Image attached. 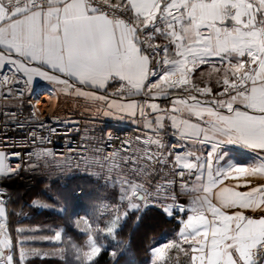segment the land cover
Segmentation results:
<instances>
[{"label":"snow or ice","instance_id":"6c2138e0","mask_svg":"<svg viewBox=\"0 0 264 264\" xmlns=\"http://www.w3.org/2000/svg\"><path fill=\"white\" fill-rule=\"evenodd\" d=\"M157 38L160 44L151 43ZM213 58L229 66L223 90L215 94L211 87H199L191 80L192 74L201 65L213 63ZM6 66L12 75L4 74L0 86H28L39 77L52 84L54 91L74 89L72 95L104 102V115L126 113L137 123L139 114L145 128L152 130L153 136L145 144L154 146L155 151L132 149L131 141L124 142L129 146L123 156L128 175L117 177L123 217L131 209L157 206L162 198H170L172 204L162 207L166 213H190L181 220L179 236L191 248L192 264H264V184L248 192L222 188L217 197L219 206L211 198L213 187L229 177L264 175V0H126L108 5L107 11L95 0H0V70ZM157 69L163 74L157 76ZM150 77H157L156 82H148ZM113 81L119 82L113 97L145 99L123 103L97 95L107 92ZM168 89H182L186 95L173 98L170 108L152 102L157 97L173 96ZM19 93L23 96L22 87ZM167 129H171L175 143L166 142ZM49 131L55 133L56 129ZM31 138L33 143L47 139L37 138L34 132ZM107 139L111 143V134ZM225 143L251 147L258 153L257 162L219 167L216 154ZM204 146L207 155H197L195 150ZM50 154L32 151L27 157L33 161V157L38 160ZM20 167L7 166L0 153V173ZM35 167L36 162L29 163L30 169ZM169 167L178 168L175 175L181 179L185 172L189 178L195 176L200 185L191 191L203 195L194 196L189 208L176 203L175 189L168 186L174 181L167 176L163 177L167 184L149 190L154 176ZM180 187L185 194L187 185ZM4 195L0 192V197ZM6 203L0 199V264H28L29 257L48 255L29 246L35 238L27 234L30 230L17 228V236L24 239L13 243ZM33 205L49 206L39 200ZM224 209L235 211L229 215ZM244 210H251V214ZM121 219L117 208L116 218L107 228L113 239ZM43 239L60 241L61 232ZM171 246L153 249L155 259H161ZM104 247L101 240L88 234L87 244L76 248V260L94 264ZM109 256L114 261L117 251Z\"/></svg>","mask_w":264,"mask_h":264},{"label":"built area","instance_id":"2783aa9c","mask_svg":"<svg viewBox=\"0 0 264 264\" xmlns=\"http://www.w3.org/2000/svg\"><path fill=\"white\" fill-rule=\"evenodd\" d=\"M95 3L104 7L106 11L108 5L123 4L111 0H107V4L105 0H95ZM120 18L127 17L121 16ZM147 32L148 30H145V35ZM151 43L160 44L157 39ZM162 72V69H157V76ZM4 74L9 77L12 75L7 66L0 70V78ZM155 78L157 77H150L148 82ZM21 87L23 96L19 93ZM10 88L11 91H9ZM53 89L54 87L47 83L31 87L15 84L0 86V150L5 152L7 166H21L15 172H6L0 176V192L5 193L0 199L8 202L11 199L12 189L31 188L40 179L59 180L64 183L68 178L76 175H95L103 178L128 175V166L124 164L123 156L126 155L124 149L129 146L124 142L131 141V148L138 149L137 140L132 135L130 125L120 123L119 128L100 130V125L92 120V116L85 109H69L64 101L59 100L58 92ZM222 90L223 87L219 91ZM42 101L49 106L50 103H54L53 108L45 109L40 103ZM41 123L44 127H41ZM52 128L56 129L55 133L49 131ZM33 132L37 138L47 139L44 143H40L39 139L33 143L31 138ZM109 134L113 137L111 143L107 139ZM85 149L88 151L85 152ZM32 151H47L51 154L41 155L38 160L33 157V161H28L27 154ZM113 152L117 154L106 160L105 157ZM15 153H20V156L16 157ZM31 162H36L37 167L30 169L29 163ZM110 169L112 171H109ZM178 171V168L172 169L171 167L169 171L164 170L154 179L150 191H154L157 184H167V181L163 179L167 176L169 180L174 181V185L168 186L175 189L176 203L184 205L186 197L185 194H181L180 186L181 184L188 186L190 178L185 172V177L181 179L175 175ZM82 193V188L73 192L78 197ZM165 200L167 201L162 198L157 205L164 206ZM169 200L172 204V200L170 198ZM7 222L9 225V221Z\"/></svg>","mask_w":264,"mask_h":264},{"label":"trees","instance_id":"16d2710c","mask_svg":"<svg viewBox=\"0 0 264 264\" xmlns=\"http://www.w3.org/2000/svg\"><path fill=\"white\" fill-rule=\"evenodd\" d=\"M78 188L83 189L79 197L73 194ZM120 194L117 179L95 175H76L64 183L40 179L31 188L12 189L13 198L7 208L8 230L13 243L24 239V236H17V228L30 230L27 234L35 238L28 242L29 246L48 255L29 257L28 264H79L76 248L84 247L91 234L105 244L94 264H150L154 247L162 241L165 232L179 226V217L166 213L162 205L131 209L123 217L125 208L121 206ZM35 200L49 206L33 205ZM117 208L122 219L115 230L116 239H113L104 230L107 220L116 217ZM56 231L61 232L60 241L43 239L54 237ZM114 250L117 256L113 261L109 254ZM168 251L161 264H182V261L189 264L187 249L183 252L170 247ZM18 252L17 247L16 254Z\"/></svg>","mask_w":264,"mask_h":264},{"label":"crops","instance_id":"0c3cea01","mask_svg":"<svg viewBox=\"0 0 264 264\" xmlns=\"http://www.w3.org/2000/svg\"><path fill=\"white\" fill-rule=\"evenodd\" d=\"M111 1H116L120 3H126V0H111ZM158 41L161 43V40L157 38ZM245 60L247 58H244ZM249 65L247 63L245 64V67L247 68ZM229 66L225 64H221L218 60L213 58V63L211 64H204L201 65L191 76V80L194 84H196L199 87H204L208 86L213 89V94H215L217 91H219L222 88V81L224 78V72ZM254 67V66H253ZM163 74V72H162ZM176 77H173L175 79ZM229 79H233V77L229 74ZM217 80L221 81V84H217ZM150 82L155 83L156 78ZM42 83H47L50 84L47 81H44L40 79L39 77H36L33 81L31 86L37 85V84H42ZM71 83V81H70ZM52 87H54L52 84H50ZM76 87H82L80 85H76ZM162 87H164L162 85ZM119 88V82L118 81H113L111 82V86L108 87L107 92H98L97 95H106L108 96L109 101L113 98L118 99L120 102L127 103L130 102L131 100H137V101H143L145 98L144 97H128L127 95L121 96V97H113L111 94L116 92L117 89ZM84 91H90V89H83ZM74 89L69 90V91H57L59 95V100L64 101L68 108H83L85 109L90 116H92V120L95 121L97 124H99V129L100 130H108V129H115L119 128L118 124L120 123H127L131 127V132L134 137H139L140 140L137 141L136 147L140 150H144L147 147L148 151H155L154 146H146L145 141L148 139V137L153 136L152 130L145 128L144 123L140 120L139 114H137V123H133L131 118L127 117L126 113H116L114 110L113 115H104V111H107L106 105L102 101H92L88 100L87 98L83 96H75L72 95V92ZM168 91L173 93V96L168 97L167 99L163 97H157L154 98L152 102L160 104L162 108H170L171 107V100L175 97L178 96H184L186 93L182 91V89H168ZM146 111H149L146 109ZM153 116L155 115L154 113L152 114ZM123 117V118H121ZM171 129H167L166 134H165V140L167 143L172 144L175 143L176 140L175 138L170 134ZM154 138V137H153ZM137 140V139H136ZM196 154L197 155H207V146H204L203 150L196 149ZM0 153L3 154L4 157V163H5V152L3 150H0ZM217 160H218V166L222 168H227L231 166H250L254 163L257 162L258 160V153L256 150L252 149L249 146L242 145V144H233V143H225L222 144L217 151ZM174 159V156L171 158ZM169 168H165V171H169ZM163 170V171H164ZM4 173H0V176L3 175ZM157 178V176H154L152 182L154 179ZM117 179V176L116 178ZM118 180V179H117ZM140 182V181H137ZM207 182V172L205 170V183ZM262 184H264V175H241V176H234V177H229L228 179L224 180L222 184L215 185L212 189L211 192V198L212 202L214 204H217L219 206L218 202V194L222 188H229L234 191H239V192H248L252 188L259 187ZM148 187V185H145ZM193 187L199 188L200 185L199 183L195 180V176L190 177V182L187 188L185 189V197L186 201L185 204L183 205L185 208H189L191 206L192 199L196 195H203L202 192H192L191 190ZM150 190V188H149ZM190 193V194H188ZM166 201V200H165ZM170 200L167 199L166 204L170 205ZM224 211L227 212V214L231 215L235 209H224ZM245 214H251V210H244ZM175 213V212H174ZM6 214H7V221L9 220V211L6 206ZM190 213H179L176 212L174 215H178V222L179 226L174 230V231H169L165 232L164 237L162 241L154 247H162L164 244H170L172 245L171 247L175 248V250H186L187 249V255H188V261L189 264H192L191 262V255L192 251L191 248L189 247L188 243L183 242L179 236L180 228L182 227L181 225V220H186L187 215ZM173 236L174 238L170 237ZM174 240V241H173ZM170 249L167 248L165 249V254L164 256L156 260L155 256H153V260H151L150 264H161L162 260L167 257L168 250ZM185 252V251H183ZM19 253V252H18ZM179 262V261H178ZM177 262V263H178ZM182 264L184 262L182 261Z\"/></svg>","mask_w":264,"mask_h":264},{"label":"rangeland","instance_id":"374dc122","mask_svg":"<svg viewBox=\"0 0 264 264\" xmlns=\"http://www.w3.org/2000/svg\"><path fill=\"white\" fill-rule=\"evenodd\" d=\"M157 41H158V39H157ZM159 42V41H158ZM160 43V42H159ZM97 177H99V178H102V179H112V178H116V176H112V177H109V178H103V177H101V176H97ZM118 177V176H117ZM12 198H13V196H12V191H11V199L9 200V201H11L12 200ZM8 201V202H9ZM7 202V203H8ZM7 203H6V206H7ZM116 217H113V218H111V219H108L107 220V222H106V226H105V230H104V232L105 233H107V228L108 227H111V222H112V220H114ZM8 228H9V226H8ZM108 234V233H107ZM160 239H161V236H160ZM156 242H157V239H156ZM86 244H87V241H86ZM19 258V253H17L16 254V259H18Z\"/></svg>","mask_w":264,"mask_h":264},{"label":"bare ground","instance_id":"6f19581e","mask_svg":"<svg viewBox=\"0 0 264 264\" xmlns=\"http://www.w3.org/2000/svg\"><path fill=\"white\" fill-rule=\"evenodd\" d=\"M40 103L42 104V106H43L45 109H52L53 106H54V103H50V106H49V104H46V103H44L43 101L40 102ZM47 105H48L49 107H46Z\"/></svg>","mask_w":264,"mask_h":264}]
</instances>
